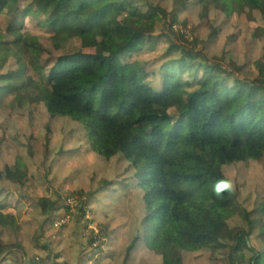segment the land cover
Returning a JSON list of instances; mask_svg holds the SVG:
<instances>
[{
  "label": "trees",
  "instance_id": "obj_1",
  "mask_svg": "<svg viewBox=\"0 0 264 264\" xmlns=\"http://www.w3.org/2000/svg\"><path fill=\"white\" fill-rule=\"evenodd\" d=\"M256 3L203 2L244 24ZM181 4L169 11L150 0H31L27 5L0 0V112L11 105L28 108L34 94L37 110L81 124L93 152L127 161L129 184L141 188L148 212L145 235L131 239L126 262L146 247L151 264H184L185 252L204 249L229 252L232 264L248 249L253 252L248 264H264V201L240 211L223 174L226 166L253 160L264 168V87L257 93L254 83L231 80L219 65L195 62L197 53L176 45L169 55L182 56L164 63L157 77L155 68L147 67L151 21L168 14L177 20L174 11ZM74 36L80 38L77 53L44 58L49 50L41 37L63 51ZM12 59L15 70L9 68ZM259 59L249 68L258 70L262 80L256 84L263 86L264 61ZM210 69L216 71L205 76ZM150 78L160 79L159 84ZM46 97L51 98L44 102ZM62 171L59 167L56 175ZM4 201L0 224L9 235L0 234V251L24 255L15 231L17 213ZM62 202L56 200L48 224L64 212ZM226 231L235 239L231 247L219 241ZM47 242L35 248L51 254L59 241L50 237Z\"/></svg>",
  "mask_w": 264,
  "mask_h": 264
},
{
  "label": "rangeland",
  "instance_id": "obj_2",
  "mask_svg": "<svg viewBox=\"0 0 264 264\" xmlns=\"http://www.w3.org/2000/svg\"><path fill=\"white\" fill-rule=\"evenodd\" d=\"M30 1L23 0V3L27 5ZM150 1L169 11L183 2L174 11L177 20L168 14L151 21L154 32L148 36L151 51L147 67L155 68L157 77L164 63L182 56L169 55V47L184 46L199 55L195 56V62L212 68L219 65L218 69L226 70L231 80H243L244 86L254 83L255 91L261 92L264 85L256 84L262 80L257 79L259 72L249 66L255 59L264 61V0L250 5L251 19L247 24L235 22L234 16L227 17L221 11L207 9L204 0ZM29 26L31 23H27ZM41 41L49 50L44 58L79 51L78 36L72 37L63 51L55 50L45 37H41ZM84 53H93V50ZM23 59L29 70L28 60ZM9 68H17L15 59L10 61ZM215 71L210 69L204 75ZM159 82L160 79L154 83L150 78L154 86ZM41 87L47 89L44 85ZM50 98L46 97L44 102ZM29 103L26 109L11 105L7 111L0 112V202L6 199L9 206L18 204L14 208L20 209L16 211L15 231L26 250L24 255L16 249L10 253L0 251V263L151 264L146 247L136 251L135 258L126 262L131 239L145 235L142 223L148 212L141 188L133 190L129 184L132 182L128 179L127 161L122 156L109 161L93 152L81 124L69 117L51 118L47 111L37 110L39 103L35 102L34 94L29 96ZM38 146L39 151H36ZM59 166L64 172L58 177ZM223 174L232 193L237 195L240 211L264 201V168L259 162L226 166ZM8 176L12 179H7ZM57 199L63 200L64 212H68V208L70 211L65 215L62 211L57 221L48 224ZM236 221L239 223L240 219ZM0 234L5 238L9 235L1 224ZM50 237L59 241L51 254L35 248L48 244ZM219 241L229 247L235 245L234 237L227 231ZM250 244L254 245V238L250 239ZM226 255L229 256V252L224 253L222 249L185 252L184 264H232ZM252 256V251L244 249L236 259L238 264H248Z\"/></svg>",
  "mask_w": 264,
  "mask_h": 264
},
{
  "label": "crops",
  "instance_id": "obj_3",
  "mask_svg": "<svg viewBox=\"0 0 264 264\" xmlns=\"http://www.w3.org/2000/svg\"><path fill=\"white\" fill-rule=\"evenodd\" d=\"M108 163H109V162H108ZM59 167H60V166H59ZM61 169H62V167H61ZM62 170H63L62 172H64V168H63ZM137 188H139V187H135V188H132V189L134 190V189H137ZM13 199H14V198H13ZM5 201H7V202H8V200H6V199H5ZM5 201H4V202H5ZM17 206H18V204H17V205H15L14 207H12V206H9V208H13V209H14V208H16ZM15 211H18V210H15Z\"/></svg>",
  "mask_w": 264,
  "mask_h": 264
},
{
  "label": "built area",
  "instance_id": "obj_4",
  "mask_svg": "<svg viewBox=\"0 0 264 264\" xmlns=\"http://www.w3.org/2000/svg\"><path fill=\"white\" fill-rule=\"evenodd\" d=\"M69 200H70V202H71V201H73V200H72V198H71V199H69ZM70 202H69V203H70Z\"/></svg>",
  "mask_w": 264,
  "mask_h": 264
}]
</instances>
